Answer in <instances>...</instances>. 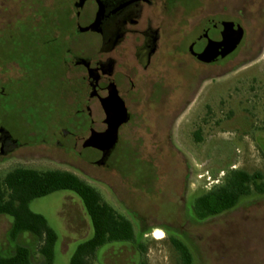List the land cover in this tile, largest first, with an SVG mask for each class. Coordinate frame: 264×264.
Listing matches in <instances>:
<instances>
[{
	"label": "rangeland",
	"instance_id": "1",
	"mask_svg": "<svg viewBox=\"0 0 264 264\" xmlns=\"http://www.w3.org/2000/svg\"><path fill=\"white\" fill-rule=\"evenodd\" d=\"M75 1L0 0V126L22 142L27 131L34 135L33 130L43 126L40 111L46 112L53 127H66L65 118L73 115L59 94L57 78L41 79L57 66L55 61L53 66H36L27 81L21 80L24 66L32 67L34 54L54 53L55 44L48 42L54 34L49 31L57 29L61 20H54L52 14L65 8L74 16ZM166 2L169 44L175 43L173 31L184 30L189 33L179 45L184 49L197 33V25L214 18L244 30L240 45L209 71L182 65L178 71L182 75L173 82L179 84V91L173 90L177 85L169 87L166 100L160 101L156 90L152 99L137 108L146 115L124 129L105 167L90 163L98 158L93 149L82 150L79 144L75 153L65 154L40 142L0 156V183L8 172L25 168L70 172L94 187L131 222L137 243L146 253L141 256L137 244H107L97 250L93 264H177L171 237L189 248L193 264H264V195L243 198L232 210L205 221L192 217L194 199L220 183L227 171L264 175V0ZM87 10L92 14L94 9ZM22 25L41 30L22 33ZM84 40L96 39L87 34ZM31 109L37 112L32 115ZM28 208L42 216L57 236L53 264H70L77 245L92 236L80 199L59 191L32 200ZM11 225L9 216L0 215V255L9 256L17 246H24L33 263L46 264L33 235L10 239Z\"/></svg>",
	"mask_w": 264,
	"mask_h": 264
},
{
	"label": "flooded vegetation",
	"instance_id": "2",
	"mask_svg": "<svg viewBox=\"0 0 264 264\" xmlns=\"http://www.w3.org/2000/svg\"><path fill=\"white\" fill-rule=\"evenodd\" d=\"M100 1L102 15L97 30H86L95 21L97 0H85L79 9L74 5V16L70 15L69 9H60L63 14L60 24L56 26L57 29L49 31L50 35L54 34V37L52 35L48 40L49 43L55 44L54 53L42 56L34 54L32 67L24 66L26 72L21 83L27 81V75L36 66L45 65L43 63H50L51 66L57 64L49 72L40 74L44 80L57 78L61 85L59 94L68 104V108L70 107V111H73L72 116L67 115L65 118L66 127H53L47 121L46 112L43 110L40 111L43 126L34 129V135L33 132L27 131L26 141H20L4 126H0V156L3 158L19 150L32 148L40 142L42 145L55 146L54 149L59 148L65 154L73 152L80 144L82 150L96 151L98 158L90 161L92 165L105 167L119 144L124 129L128 126L134 127L135 119H142L146 115L144 110L138 111L137 108L145 104L147 99H152L156 90L159 91V96L155 97L160 101L166 100L169 87L177 85L173 90L179 91V84L173 82L182 75V71L178 72L182 65H194L205 72L229 59L232 54L205 63L190 51V48L194 47L198 55H204L209 46L222 43L227 36V30L221 24L228 22L226 20H202L195 29L197 33L187 41L184 49H181L179 45L189 33H184V30L173 31L176 34L175 43L169 44L166 36V0ZM89 7L94 9L92 14L87 12ZM218 23L220 25L217 27ZM87 34L93 35L96 40L85 41L84 35ZM174 70L178 74L175 73L176 76L172 78ZM117 104H122L125 108L128 120L118 128L114 149L104 164L98 165L102 152L90 147L84 148L83 145L92 132L102 134L107 130V113L113 112ZM35 112L37 110L29 111L32 115ZM48 112L53 111L49 109ZM25 124L31 125L28 122ZM47 150L49 147L45 149ZM76 154L80 156L82 152Z\"/></svg>",
	"mask_w": 264,
	"mask_h": 264
},
{
	"label": "trees",
	"instance_id": "3",
	"mask_svg": "<svg viewBox=\"0 0 264 264\" xmlns=\"http://www.w3.org/2000/svg\"><path fill=\"white\" fill-rule=\"evenodd\" d=\"M34 4L38 0H29ZM44 18L46 15L39 14ZM54 20L62 19L59 11L52 14ZM22 33L26 30H41L22 25ZM28 32V31H27ZM264 128V124H263ZM59 191L75 194L81 201L87 215L92 236L77 245L70 258V264H93L99 248L112 243L137 244L144 256L145 247L137 243L131 222L119 215L107 204L101 194L91 185L76 175L59 170L37 171L16 168L8 172L0 183V215L9 216L12 225L9 237L16 241L23 233L33 235L37 239V251L46 264H53L54 247L57 241L55 232L46 220L28 208L29 203L37 198L45 197ZM253 194L264 195V175L261 172L248 173L241 169L226 172L220 183L194 199L192 217L196 221H205L235 208L241 199ZM170 243L175 250L177 264H193V256L189 248L179 239L171 237ZM0 264H35L30 259V252L24 246H17L13 254L0 255Z\"/></svg>",
	"mask_w": 264,
	"mask_h": 264
},
{
	"label": "water",
	"instance_id": "4",
	"mask_svg": "<svg viewBox=\"0 0 264 264\" xmlns=\"http://www.w3.org/2000/svg\"><path fill=\"white\" fill-rule=\"evenodd\" d=\"M84 1L85 0H77L74 4L75 7L79 9L84 4ZM101 3L100 0H97L98 10L95 21L86 30H97L98 22L102 15ZM219 25V23L216 24L217 27ZM221 25L227 30V36L222 43L216 44L215 46H209L204 55H198L194 47L190 48L191 53L205 63L213 62L218 57L225 58L233 53L242 41L243 30L238 27L236 23L228 21L223 22ZM110 113H107V130L102 134L92 132L83 145L84 148L90 147L102 152L103 155L98 165L104 164L105 159L110 155L117 143L118 128L128 120L127 112L122 104H117L115 110Z\"/></svg>",
	"mask_w": 264,
	"mask_h": 264
},
{
	"label": "bare ground",
	"instance_id": "5",
	"mask_svg": "<svg viewBox=\"0 0 264 264\" xmlns=\"http://www.w3.org/2000/svg\"><path fill=\"white\" fill-rule=\"evenodd\" d=\"M160 238V237H159Z\"/></svg>",
	"mask_w": 264,
	"mask_h": 264
}]
</instances>
